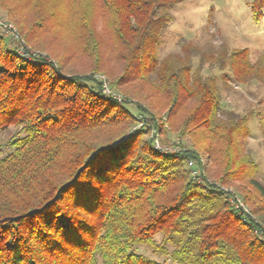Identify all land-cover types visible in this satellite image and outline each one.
<instances>
[{
  "label": "trees",
  "instance_id": "1",
  "mask_svg": "<svg viewBox=\"0 0 264 264\" xmlns=\"http://www.w3.org/2000/svg\"><path fill=\"white\" fill-rule=\"evenodd\" d=\"M184 1L0 0L53 60L26 58L0 35V133L15 130L0 158V264H158L143 247L174 264H264L249 117L222 107L233 80L264 85V56L186 43L160 59L171 10ZM250 4L259 22L264 0ZM207 63L223 77L206 75ZM96 74L126 100L107 96ZM130 104L151 124L136 128ZM166 123L182 140L177 153L150 137Z\"/></svg>",
  "mask_w": 264,
  "mask_h": 264
},
{
  "label": "rangeland",
  "instance_id": "2",
  "mask_svg": "<svg viewBox=\"0 0 264 264\" xmlns=\"http://www.w3.org/2000/svg\"><path fill=\"white\" fill-rule=\"evenodd\" d=\"M250 2L251 0H186L177 4L171 10L173 21L166 27L157 49L159 58L181 54L182 46L186 43L206 54L208 52L211 54L212 51L216 53L223 44H226L231 50L246 49L250 60L257 61L259 57L264 56V17L259 22L254 20ZM0 35L5 37L10 45L21 48L23 46L26 51H31L30 55L53 61L46 52L35 49L26 41L20 26L1 6ZM207 56L209 55L204 57ZM83 60L79 58L74 60L78 72L88 71ZM198 60V58L194 60V67H197ZM226 72L230 73L227 70ZM204 73L223 77L219 67L212 69L208 67V63L205 64ZM95 77L102 82L103 88L105 85L111 91L110 95L104 92L107 96L114 97L119 102L126 100L121 93L112 89L106 75L96 74ZM228 86L231 87L229 90L226 86L222 87V107L235 110L241 115H248L246 149L258 166V178L264 182V85L259 82L233 80ZM129 108L135 115L136 128H144L145 124H151L150 120L135 110L133 104H130ZM140 119H145L143 125ZM165 129L167 133L163 134L152 130L150 137L157 140L159 145L168 150L167 152L173 149L180 151L182 140L170 130L167 123ZM14 131V128H11L0 133V158L9 151L8 142ZM171 153L177 152L173 150ZM156 240L159 242L160 237L158 236ZM137 252L158 264H174L163 255L154 253L151 247H143Z\"/></svg>",
  "mask_w": 264,
  "mask_h": 264
},
{
  "label": "built area",
  "instance_id": "3",
  "mask_svg": "<svg viewBox=\"0 0 264 264\" xmlns=\"http://www.w3.org/2000/svg\"><path fill=\"white\" fill-rule=\"evenodd\" d=\"M16 48H18V51L21 55H23L24 57L26 58H30V57H33V55H30V53H32L31 51L28 52L26 51V49L22 46L19 47V46H16ZM104 92L108 95L111 94V91L108 89L107 86L104 85ZM141 121V124L143 125L145 123V119H140ZM140 124V126H142ZM155 147L156 149L160 150V151H163V152H167L168 150L163 148L161 145H159V142L156 140L155 141ZM175 152H178L179 150L178 149H173ZM171 150V152L173 151ZM188 166L190 167L191 169V176L193 179H195L198 183H204V179L202 177V175H204V172H202L200 170V168L197 166V162L194 161V160H191L189 163H188ZM234 193V192H233ZM235 200V204H236V207L244 214V215H249L250 214V210L248 209V207L246 206V204L243 202L242 199H240L239 197L235 196L233 198Z\"/></svg>",
  "mask_w": 264,
  "mask_h": 264
}]
</instances>
